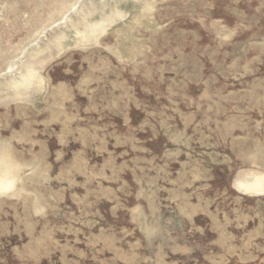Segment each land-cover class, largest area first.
I'll return each instance as SVG.
<instances>
[{
  "label": "rangeland",
  "instance_id": "1",
  "mask_svg": "<svg viewBox=\"0 0 264 264\" xmlns=\"http://www.w3.org/2000/svg\"><path fill=\"white\" fill-rule=\"evenodd\" d=\"M255 173L264 0H0V264H264Z\"/></svg>",
  "mask_w": 264,
  "mask_h": 264
},
{
  "label": "bare ground",
  "instance_id": "2",
  "mask_svg": "<svg viewBox=\"0 0 264 264\" xmlns=\"http://www.w3.org/2000/svg\"><path fill=\"white\" fill-rule=\"evenodd\" d=\"M252 179L239 181L238 185L245 191H254L264 194V174L255 173ZM237 185V186H238ZM250 193V192H249Z\"/></svg>",
  "mask_w": 264,
  "mask_h": 264
}]
</instances>
